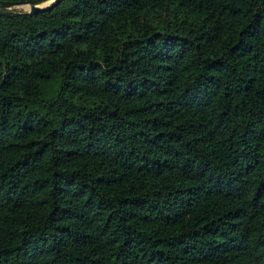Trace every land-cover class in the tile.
I'll return each instance as SVG.
<instances>
[{"label":"trees","instance_id":"trees-1","mask_svg":"<svg viewBox=\"0 0 264 264\" xmlns=\"http://www.w3.org/2000/svg\"><path fill=\"white\" fill-rule=\"evenodd\" d=\"M0 264H264V0L0 8Z\"/></svg>","mask_w":264,"mask_h":264},{"label":"water","instance_id":"water-1","mask_svg":"<svg viewBox=\"0 0 264 264\" xmlns=\"http://www.w3.org/2000/svg\"><path fill=\"white\" fill-rule=\"evenodd\" d=\"M63 0H51L41 5H34L33 3H11V2H2L0 1V8L3 9H14L17 7H22L28 5L30 7L29 12L30 14H38L43 11L51 10Z\"/></svg>","mask_w":264,"mask_h":264},{"label":"rangeland","instance_id":"rangeland-1","mask_svg":"<svg viewBox=\"0 0 264 264\" xmlns=\"http://www.w3.org/2000/svg\"><path fill=\"white\" fill-rule=\"evenodd\" d=\"M30 7L28 5L11 9L16 12H29Z\"/></svg>","mask_w":264,"mask_h":264}]
</instances>
